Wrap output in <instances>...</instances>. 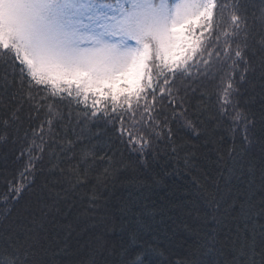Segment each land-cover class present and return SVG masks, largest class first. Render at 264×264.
Here are the masks:
<instances>
[{"label": "snow or ice", "instance_id": "obj_1", "mask_svg": "<svg viewBox=\"0 0 264 264\" xmlns=\"http://www.w3.org/2000/svg\"><path fill=\"white\" fill-rule=\"evenodd\" d=\"M0 264H264V0H0Z\"/></svg>", "mask_w": 264, "mask_h": 264}]
</instances>
